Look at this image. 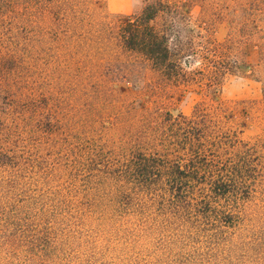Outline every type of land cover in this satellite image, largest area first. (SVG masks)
Here are the masks:
<instances>
[{
    "label": "trees",
    "instance_id": "trees-1",
    "mask_svg": "<svg viewBox=\"0 0 264 264\" xmlns=\"http://www.w3.org/2000/svg\"><path fill=\"white\" fill-rule=\"evenodd\" d=\"M95 1L0 0V264H264V129L111 112L117 55L171 80L183 55L168 0Z\"/></svg>",
    "mask_w": 264,
    "mask_h": 264
},
{
    "label": "rangeland",
    "instance_id": "rangeland-1",
    "mask_svg": "<svg viewBox=\"0 0 264 264\" xmlns=\"http://www.w3.org/2000/svg\"><path fill=\"white\" fill-rule=\"evenodd\" d=\"M146 1L96 0L89 10L96 19L103 14L115 19L139 14ZM168 4L167 10L173 12L169 18L174 19L169 42L183 55L181 75L171 80L150 71L132 54L117 55L127 69L108 72L114 82L109 86L119 96L113 104L117 108L110 111L116 114L134 104V112L123 114L122 120L147 123L162 121L166 112L190 117L197 109L206 112L209 121L214 118L250 140L264 129L262 12L254 11L248 0H168ZM166 18L162 13L153 24L160 27L169 22ZM229 109L228 119L223 112Z\"/></svg>",
    "mask_w": 264,
    "mask_h": 264
}]
</instances>
